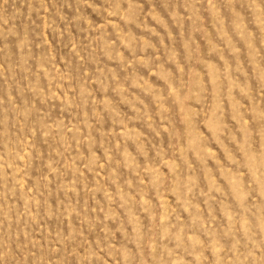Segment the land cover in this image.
Returning a JSON list of instances; mask_svg holds the SVG:
<instances>
[{
  "label": "rangeland",
  "instance_id": "rangeland-1",
  "mask_svg": "<svg viewBox=\"0 0 264 264\" xmlns=\"http://www.w3.org/2000/svg\"><path fill=\"white\" fill-rule=\"evenodd\" d=\"M0 264H264V0H0Z\"/></svg>",
  "mask_w": 264,
  "mask_h": 264
}]
</instances>
